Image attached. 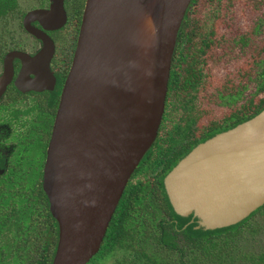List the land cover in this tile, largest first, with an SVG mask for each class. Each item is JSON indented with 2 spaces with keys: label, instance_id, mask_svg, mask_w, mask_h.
Returning <instances> with one entry per match:
<instances>
[{
  "label": "water",
  "instance_id": "95a60500",
  "mask_svg": "<svg viewBox=\"0 0 264 264\" xmlns=\"http://www.w3.org/2000/svg\"><path fill=\"white\" fill-rule=\"evenodd\" d=\"M129 1L84 2L43 167L42 186L58 227L52 264H86L97 252L123 189L160 125L176 38L190 0H185L175 27L174 17L181 8L176 0L167 20L169 32L160 47L145 134L135 139L132 152L122 153L112 148L108 134L97 131V127L108 130L96 121V106L104 105L105 95L116 99L115 86L104 82L111 23L120 19ZM55 8L64 16L62 0H55ZM161 181L173 211L190 216L188 223L195 222L194 228L214 230L245 219L264 205V106L191 146L170 164Z\"/></svg>",
  "mask_w": 264,
  "mask_h": 264
},
{
  "label": "flooded vegetation",
  "instance_id": "af4514ba",
  "mask_svg": "<svg viewBox=\"0 0 264 264\" xmlns=\"http://www.w3.org/2000/svg\"><path fill=\"white\" fill-rule=\"evenodd\" d=\"M84 2L62 0L63 16L55 0H0V245L6 247L16 239L19 193L27 194L29 203L43 193L41 210L45 207L52 216L43 167ZM183 29L170 70L172 65L181 74L189 62L190 77L199 82L190 109L195 119L187 127L183 118L172 143L182 150L174 159L206 130L249 118L264 105V0H193ZM170 140L168 132L158 146L161 155H170ZM165 169V162L145 174L135 168L127 183L148 177L157 184ZM240 232L230 235L234 246H242Z\"/></svg>",
  "mask_w": 264,
  "mask_h": 264
},
{
  "label": "trees",
  "instance_id": "16d2710c",
  "mask_svg": "<svg viewBox=\"0 0 264 264\" xmlns=\"http://www.w3.org/2000/svg\"><path fill=\"white\" fill-rule=\"evenodd\" d=\"M192 2L193 0H190L178 30L171 64L174 62L181 35L184 33V23ZM188 61L185 59V62ZM190 64L188 62L187 66ZM187 66H185L186 71L183 70L180 74L171 65L158 135L136 167L138 173H149L162 162H165L167 169L176 160L174 157L178 156L182 150V148L173 149V145L176 136L184 126L183 118L187 127L190 121L195 119L190 109L195 100L196 89L194 88L199 82L196 76L190 77ZM245 119L247 118H239L231 124L222 125L209 132L206 130L199 138H196L193 145L216 131L227 129ZM168 132H171V140L168 141L170 143L168 150L171 153L163 156L158 146ZM190 147L185 149L184 153ZM161 177L157 180V184L154 181V185L148 177H137L136 182L127 183L97 252L86 264H212L211 258L216 260L225 256L222 246L229 247L230 235L239 232L241 225L252 215L264 212V205H262L235 225L214 230L194 228L195 222L188 223L190 216L181 217L171 208ZM155 186L157 195L152 194V188ZM18 195L16 239L11 247H6V244L0 245V264H52L57 246L58 227L49 211L45 207L42 208L43 211L41 210V196L45 200L46 198L43 193L36 194L33 203H29L27 194L21 196L19 193ZM151 200L160 202L151 204ZM6 201L7 199L3 202ZM9 211L12 213L13 210ZM5 214L6 211L2 212L1 216ZM10 248L13 251L11 256ZM262 257L264 253L259 255L260 259ZM230 260H226L227 263Z\"/></svg>",
  "mask_w": 264,
  "mask_h": 264
},
{
  "label": "bare ground",
  "instance_id": "6f19581e",
  "mask_svg": "<svg viewBox=\"0 0 264 264\" xmlns=\"http://www.w3.org/2000/svg\"><path fill=\"white\" fill-rule=\"evenodd\" d=\"M179 10L176 26L185 0H176ZM174 0H130L120 19L111 23L105 85L115 86V101L105 95L104 105L96 106L98 122L111 137L112 148L132 152L145 134L153 109L160 47L167 33V20L175 7ZM171 31V30H170ZM107 97V98H106ZM94 138V130L91 132ZM120 145H116V139ZM135 142V143H136Z\"/></svg>",
  "mask_w": 264,
  "mask_h": 264
},
{
  "label": "rangeland",
  "instance_id": "374dc122",
  "mask_svg": "<svg viewBox=\"0 0 264 264\" xmlns=\"http://www.w3.org/2000/svg\"><path fill=\"white\" fill-rule=\"evenodd\" d=\"M45 51L41 47V53ZM216 118L218 115H212ZM240 243L242 246H234L229 243V247L222 246L224 257L213 260L212 264H264V257L259 258L264 253V212L255 213L240 227ZM231 259V260H230ZM230 262L227 263V261Z\"/></svg>",
  "mask_w": 264,
  "mask_h": 264
}]
</instances>
